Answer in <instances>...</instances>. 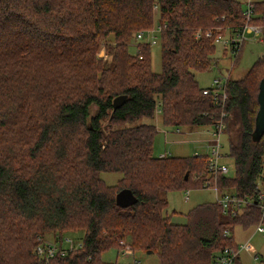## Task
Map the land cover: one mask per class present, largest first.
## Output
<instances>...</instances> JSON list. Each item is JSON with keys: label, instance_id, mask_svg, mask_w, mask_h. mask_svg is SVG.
Segmentation results:
<instances>
[{"label": "trees", "instance_id": "trees-1", "mask_svg": "<svg viewBox=\"0 0 264 264\" xmlns=\"http://www.w3.org/2000/svg\"><path fill=\"white\" fill-rule=\"evenodd\" d=\"M251 5L247 20L236 0H0V264H104L127 237L160 264H216L238 248L236 227H264V131L255 132L264 56L228 78L222 119L194 76L216 64L218 36L247 23L264 43V2ZM149 30L159 73L151 45L136 39ZM157 113L175 131L223 120L234 176L209 171L207 156L155 157ZM104 173L121 178L107 185ZM206 179L247 202L235 214L217 202L168 209L167 193ZM79 231L74 251L38 258L47 233Z\"/></svg>", "mask_w": 264, "mask_h": 264}, {"label": "rangeland", "instance_id": "rangeland-1", "mask_svg": "<svg viewBox=\"0 0 264 264\" xmlns=\"http://www.w3.org/2000/svg\"><path fill=\"white\" fill-rule=\"evenodd\" d=\"M238 1L244 10H247L248 4L253 2H264V0H236ZM227 35V33H225ZM137 39V38H136ZM146 42V39L143 40ZM220 45V44H219ZM222 45L217 46L215 58L216 64L212 65L211 69L207 72H195V80L198 83L199 88L214 87L213 80L221 78L222 75H228L230 80H236L241 78L245 72L253 65L258 57L264 56V43L260 40V35H246L245 40L241 44L239 54L235 57L227 49L226 53L222 54ZM224 47V46H223ZM135 49L130 48V53H134ZM107 53L105 47H101L98 52V58L106 60ZM151 69L154 73H159L161 70L160 60V48L159 44L151 46ZM141 122V121H140ZM152 124L155 125L157 133L154 138L152 153L155 157H191L193 155H207L209 149L207 145L214 140L212 136L211 126H205L200 128L182 127L178 131L165 127L162 122L159 113L155 115ZM233 129V127H232ZM225 131V129H224ZM235 132H232L234 135ZM228 135L224 132L220 136V149L219 154L221 156L220 162L228 167V177L234 176V167L232 160L226 157L228 152ZM101 179L107 185H114L120 178L121 174L118 173H104L101 174ZM213 181L206 179L203 185L196 190H182L173 191L167 193L168 209L176 210L178 212H187L190 207L194 205L193 195L202 197L201 201H197L196 205H201L213 202V194L216 192L221 195L217 187L214 189L208 186ZM207 184V186H206ZM212 186V187H213ZM212 189V190H211ZM213 192H211V191ZM204 192L205 194H202ZM188 193V194H187ZM210 195L211 198H205L206 195ZM263 194V192H262ZM223 195V194H222ZM189 199L187 200V197ZM239 199V198H237ZM187 200V201H186ZM209 200V201H208ZM243 200V199H240ZM257 225L250 229L243 230L240 227H236L234 230V239L239 246L246 245V248L240 250L237 262L235 264H263L264 262V234L256 231ZM83 236V232H74L68 235L58 236L55 234L47 233L43 238L44 244L54 243L55 240L62 239L64 237L71 238L74 242ZM125 243L130 240L129 237L122 240ZM78 243V242H76ZM132 249V247H131ZM122 248H111L109 251L102 255V261L104 264H160L158 257L155 254L144 253L140 251H134L130 255H122L120 251ZM133 251V250H132Z\"/></svg>", "mask_w": 264, "mask_h": 264}, {"label": "built area", "instance_id": "built-area-1", "mask_svg": "<svg viewBox=\"0 0 264 264\" xmlns=\"http://www.w3.org/2000/svg\"><path fill=\"white\" fill-rule=\"evenodd\" d=\"M251 3L248 4V8L245 11L246 19L249 20L251 15ZM261 32L260 27L248 25L247 23L245 26L242 27L240 31L236 30L235 34L232 35H223L218 36L215 39V43L220 44L224 47H227L229 49V52L236 56L238 54V50L241 47V44L243 40H245L246 35L254 34L259 35ZM156 31L155 30H149L147 31V35L144 36V32H140L137 34L136 38L139 39H146V42L149 43L151 46L157 45V37L155 36ZM211 34L206 33V36H210ZM228 75H222L221 78H217L213 80L214 87H211L210 89L204 88L203 94L208 95L212 98L213 102L220 108V115L221 119L225 118V113L223 112V104L226 100V90L225 85L228 80ZM219 120L216 125L212 128V136L214 140L207 145L209 149V154L207 155H198L195 153L194 156H207L208 157V165H209V171L212 173H222L227 174L228 173V167L224 164H221L220 159L221 156L219 154L220 149V136L224 134L225 129V123L223 120ZM207 186V184H206ZM208 186L212 189L215 188V186H211V184L208 183ZM211 189V190H212ZM188 194V193H187ZM215 201L222 207L223 212L231 211L232 214H235L237 210L241 206H243L247 201L246 199L240 200L237 199L235 196L225 194V195H219L215 190ZM259 200L264 199V195L259 193L258 196ZM262 209V215H264V206H261ZM257 232L264 234V227L259 224L256 228ZM227 234V232H226ZM120 248L122 250L120 251V254L122 255H130L133 254V251L129 244L124 241L119 242ZM80 247V243L74 242L71 238L64 237L62 239L55 240L54 243L44 244L40 245L37 248V256L40 259H43L44 261H48L50 258L55 257L56 255L65 256L67 253L74 251ZM246 245L238 246V248H225L222 253H220L216 257V264H234L235 259L238 257L239 252L241 249L246 248Z\"/></svg>", "mask_w": 264, "mask_h": 264}, {"label": "water", "instance_id": "water-1", "mask_svg": "<svg viewBox=\"0 0 264 264\" xmlns=\"http://www.w3.org/2000/svg\"><path fill=\"white\" fill-rule=\"evenodd\" d=\"M126 99V96H118L112 102L113 110L120 107ZM257 102H258V111L255 117V132L257 134H261L264 131V76L261 78L258 87L257 94ZM123 194L118 195L116 199V203L118 204L119 197H122Z\"/></svg>", "mask_w": 264, "mask_h": 264}, {"label": "crops", "instance_id": "crops-1", "mask_svg": "<svg viewBox=\"0 0 264 264\" xmlns=\"http://www.w3.org/2000/svg\"><path fill=\"white\" fill-rule=\"evenodd\" d=\"M160 156H164V155H160ZM211 191V190H210ZM212 192V191H211ZM169 193H171V192H169ZM213 193V192H212ZM202 194H205L204 192H202ZM205 198H207V199H210L211 198V196L208 194V195H206L205 196ZM189 199V196L187 197V200ZM201 199H202V197H197V195H193V202L195 203L194 205H196V203H197V201H201ZM186 200V201H187ZM209 201V200H208ZM213 202H216L215 201V195L213 194ZM212 201H209L208 203H213ZM194 205H192L189 209H191V208H193V207H195ZM176 211V210H175ZM176 212H178V211H176ZM178 213H183V212H178Z\"/></svg>", "mask_w": 264, "mask_h": 264}]
</instances>
